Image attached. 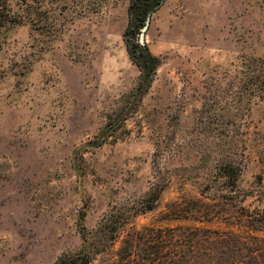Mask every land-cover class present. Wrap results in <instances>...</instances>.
Listing matches in <instances>:
<instances>
[{"label":"rangeland","instance_id":"374dc122","mask_svg":"<svg viewBox=\"0 0 264 264\" xmlns=\"http://www.w3.org/2000/svg\"><path fill=\"white\" fill-rule=\"evenodd\" d=\"M2 1L0 264H54L103 223L126 224L91 264H138L145 228L264 239L236 224L264 216V0H167L145 26L134 0ZM196 204L220 218L178 216Z\"/></svg>","mask_w":264,"mask_h":264},{"label":"trees","instance_id":"16d2710c","mask_svg":"<svg viewBox=\"0 0 264 264\" xmlns=\"http://www.w3.org/2000/svg\"><path fill=\"white\" fill-rule=\"evenodd\" d=\"M166 1L134 0L131 17H136L145 26L148 18ZM18 22L20 21L0 0V29ZM129 50L133 61L140 68L139 90L144 87L142 91L144 94L151 86L161 61L140 40L138 45L131 44ZM261 76L262 85L259 90L264 98V70ZM159 199V194L153 195L152 203L146 205L144 209L153 210L155 208L153 202L156 203ZM203 206L205 207V205L196 204L191 209L180 207L177 209L178 216L199 222H209L214 218H220L218 211H212ZM240 216L245 223H236L237 225L254 231L264 229L262 212H251L243 208ZM125 224L103 223L93 233L92 239L84 237L80 251L68 252L54 264H91L95 255L106 252L115 244L119 230ZM138 241L139 248L143 252L138 264H264V239L230 231H211L197 226L145 228L139 233Z\"/></svg>","mask_w":264,"mask_h":264},{"label":"water","instance_id":"95a60500","mask_svg":"<svg viewBox=\"0 0 264 264\" xmlns=\"http://www.w3.org/2000/svg\"><path fill=\"white\" fill-rule=\"evenodd\" d=\"M140 41H141L142 44L145 43V42H144V38H143V34H142L141 37H140Z\"/></svg>","mask_w":264,"mask_h":264}]
</instances>
